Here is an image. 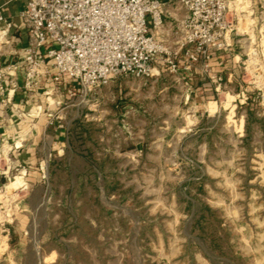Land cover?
Wrapping results in <instances>:
<instances>
[{
  "label": "rangeland",
  "instance_id": "rangeland-1",
  "mask_svg": "<svg viewBox=\"0 0 264 264\" xmlns=\"http://www.w3.org/2000/svg\"><path fill=\"white\" fill-rule=\"evenodd\" d=\"M248 13L227 74L117 78L69 100L65 149H0V264H264V0Z\"/></svg>",
  "mask_w": 264,
  "mask_h": 264
},
{
  "label": "built area",
  "instance_id": "built-area-1",
  "mask_svg": "<svg viewBox=\"0 0 264 264\" xmlns=\"http://www.w3.org/2000/svg\"><path fill=\"white\" fill-rule=\"evenodd\" d=\"M252 0H26L19 13L28 37L24 56L0 66V106L11 109L22 90L32 105L22 115H47L48 126L65 129L54 110L36 97L61 95L85 100L117 78L157 77L164 65L177 75L201 62L208 72L215 56L225 55L232 35L250 18ZM173 5L171 15L167 8ZM14 23L0 6V52L13 38ZM254 31V30H252ZM240 32V33H239ZM154 65V66H153ZM44 80L52 88L41 93ZM55 104V103H54ZM15 112V111H14ZM20 113V112H18ZM22 145H14L16 149Z\"/></svg>",
  "mask_w": 264,
  "mask_h": 264
},
{
  "label": "crops",
  "instance_id": "crops-1",
  "mask_svg": "<svg viewBox=\"0 0 264 264\" xmlns=\"http://www.w3.org/2000/svg\"><path fill=\"white\" fill-rule=\"evenodd\" d=\"M26 0H0V6L3 8L4 15L7 19L14 23L13 38L9 45H5L3 52H0V66H5L12 62L20 60L24 56V50L28 43V37L24 26L19 19V13L24 8ZM167 11L172 14L175 10L173 5L167 8ZM231 49L225 55L219 56L223 62L217 67L213 68L215 72H225L226 74L231 71L230 65L224 58L231 56ZM204 68L195 67L191 72H186L180 68L177 76L185 81L186 85L193 84L194 75L197 72L204 73ZM162 72H168L166 68L162 69ZM169 73V72H168ZM196 79V78H195ZM43 89L41 93L52 88V84L49 81L44 80ZM69 92L66 88H63V93L52 98L43 97L42 94L38 95L36 99L37 105H42L46 109L47 102L52 104L54 110H58L59 107H55L56 103L62 102L63 106H67L62 112V120L65 123V129L57 130L56 127L48 126V117L45 113H42L39 117L21 116L32 105L31 102L27 103L28 96L22 90H20L16 97L14 105L11 109H6L0 106V149L2 150L7 146L11 151L17 153L19 159L28 155V161L37 160V154L41 151H56L57 149H65L66 142L69 139ZM55 103V104H54ZM15 111V112H14ZM20 112V113H18ZM22 145L16 149L15 144ZM25 158V157H24ZM23 158V159H24ZM24 163L26 161H23Z\"/></svg>",
  "mask_w": 264,
  "mask_h": 264
},
{
  "label": "bare ground",
  "instance_id": "bare-ground-1",
  "mask_svg": "<svg viewBox=\"0 0 264 264\" xmlns=\"http://www.w3.org/2000/svg\"><path fill=\"white\" fill-rule=\"evenodd\" d=\"M6 151V150H5ZM7 152V151H6ZM6 152H5V154H6ZM8 153V152H7Z\"/></svg>",
  "mask_w": 264,
  "mask_h": 264
}]
</instances>
